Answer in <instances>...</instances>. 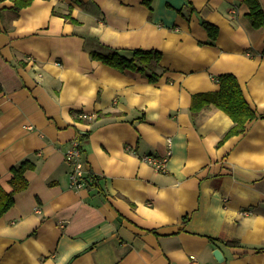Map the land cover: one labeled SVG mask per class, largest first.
<instances>
[{"label": "crops", "instance_id": "0c3cea01", "mask_svg": "<svg viewBox=\"0 0 264 264\" xmlns=\"http://www.w3.org/2000/svg\"><path fill=\"white\" fill-rule=\"evenodd\" d=\"M144 1L0 0L1 186L35 166L0 216V264H264V118L221 141L231 117L190 109L228 72L264 112V28L242 0ZM105 46L158 50L159 79L91 57ZM82 134L75 190L65 151ZM168 149L165 172L141 159Z\"/></svg>", "mask_w": 264, "mask_h": 264}, {"label": "trees", "instance_id": "16d2710c", "mask_svg": "<svg viewBox=\"0 0 264 264\" xmlns=\"http://www.w3.org/2000/svg\"><path fill=\"white\" fill-rule=\"evenodd\" d=\"M14 2L13 8L18 11L20 8L31 4L32 0H12ZM248 7L247 18L253 27L264 28V11L259 0H242ZM150 6V0L144 1ZM54 13L56 11L53 10ZM69 21L78 23V21L71 17L69 13L63 15ZM203 26L207 30V33L211 38H214L217 33V27L203 21ZM105 53L99 51H91V57L93 59L101 60L104 64L110 67L123 71L134 70L140 72L143 76L147 77L150 82H156L160 77L159 61L161 59V53L158 50H148L142 48H135L129 51V55L119 51L116 48L106 47ZM264 55V46L261 52ZM218 83V88L214 92L199 93L194 95L192 104L190 106L191 112L195 113L202 107L215 106L223 110L228 114L233 124L225 132L221 141L224 139L239 134L245 129V122L253 118H264V112L257 113L246 101L241 86L232 73H221L214 77ZM100 114H96L95 118ZM82 121H89L88 117L77 118ZM86 135L77 136L80 142L81 150ZM35 166L29 160H23L18 165H13L10 168L12 176L9 180L11 186L10 191H6L0 184V216H2L13 204L15 193L25 189L28 186V181L24 175L27 169H33ZM92 182L97 180L96 176H91ZM229 243L238 244L237 240L230 241Z\"/></svg>", "mask_w": 264, "mask_h": 264}, {"label": "built area", "instance_id": "2783aa9c", "mask_svg": "<svg viewBox=\"0 0 264 264\" xmlns=\"http://www.w3.org/2000/svg\"><path fill=\"white\" fill-rule=\"evenodd\" d=\"M41 76L42 74L38 73V77ZM170 154L171 151L170 149H168L167 153L164 156L157 157L150 154H144L141 156V159L143 161L151 163L156 170L165 172V164L168 161ZM65 161L72 166L69 173L71 188L76 190L86 187L88 180H90V177L87 174L85 162L82 160V150L80 147V142L77 138H75L71 142V145L66 149Z\"/></svg>", "mask_w": 264, "mask_h": 264}, {"label": "water", "instance_id": "95a60500", "mask_svg": "<svg viewBox=\"0 0 264 264\" xmlns=\"http://www.w3.org/2000/svg\"><path fill=\"white\" fill-rule=\"evenodd\" d=\"M213 255L218 261L222 260V255H221V252L218 248L214 249Z\"/></svg>", "mask_w": 264, "mask_h": 264}]
</instances>
